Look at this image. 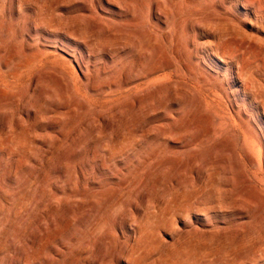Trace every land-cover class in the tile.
<instances>
[{
    "label": "rangeland",
    "instance_id": "374dc122",
    "mask_svg": "<svg viewBox=\"0 0 264 264\" xmlns=\"http://www.w3.org/2000/svg\"><path fill=\"white\" fill-rule=\"evenodd\" d=\"M0 264H264V0H0Z\"/></svg>",
    "mask_w": 264,
    "mask_h": 264
},
{
    "label": "bare ground",
    "instance_id": "6f19581e",
    "mask_svg": "<svg viewBox=\"0 0 264 264\" xmlns=\"http://www.w3.org/2000/svg\"><path fill=\"white\" fill-rule=\"evenodd\" d=\"M150 10V9H149ZM163 13V12H162ZM112 20V19H111ZM138 23H140V22H138ZM114 25V24H113ZM139 26V25H138ZM144 26V25H143ZM146 27V26H145ZM138 29V28H137ZM97 31V30H96ZM103 32V31H102ZM64 34V33H63ZM101 35V34H100ZM172 35H173V33H172ZM165 37V36H164ZM179 55V54H178ZM105 57V56H104ZM137 69V68H136ZM169 72V71H168ZM147 81V80H146ZM144 83H145V81H144ZM142 85V84H141ZM137 87V86H136ZM133 89V88H132ZM130 91H134V89L133 90H130ZM126 92V91H125ZM128 92V91H127ZM123 94V93H122ZM124 95H125V93H124ZM122 96V95H121ZM120 96V97H121ZM105 97V96H104ZM112 97H115V96H112ZM123 97V96H122ZM117 98V97H116ZM105 100V99H104ZM118 101V100H117ZM105 102V101H104ZM105 103H107V102H105ZM112 103V102H111ZM108 104V103H107ZM258 135V134H257ZM256 135V136H257ZM258 137V136H257ZM247 147H250V149H254V148H251V147H253V144L255 143V141L253 140V139H251L250 138V140L249 139H247ZM249 156V158L251 159V160H253V157L251 156V155H248ZM250 166V165H249ZM251 183V182H250ZM245 189H243V192H244V195H245V201L247 202V203H252V202H256L257 201V198H258V189H257V186L256 185H252V184H249V185H247L246 187H244ZM40 193V192H39ZM70 204V203H69ZM232 236V235H231ZM84 260V259H83Z\"/></svg>",
    "mask_w": 264,
    "mask_h": 264
}]
</instances>
